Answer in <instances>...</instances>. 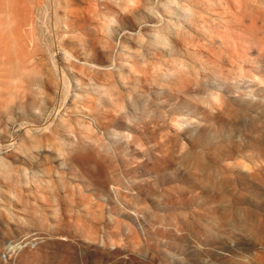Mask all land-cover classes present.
<instances>
[{"label": "rangeland", "instance_id": "374dc122", "mask_svg": "<svg viewBox=\"0 0 264 264\" xmlns=\"http://www.w3.org/2000/svg\"><path fill=\"white\" fill-rule=\"evenodd\" d=\"M0 264H264V0H0Z\"/></svg>", "mask_w": 264, "mask_h": 264}]
</instances>
